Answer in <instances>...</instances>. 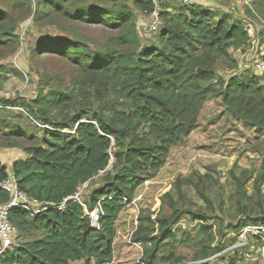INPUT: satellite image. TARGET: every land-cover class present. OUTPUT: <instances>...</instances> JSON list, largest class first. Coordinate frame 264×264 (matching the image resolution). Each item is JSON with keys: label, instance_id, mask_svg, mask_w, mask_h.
I'll return each mask as SVG.
<instances>
[{"label": "trees", "instance_id": "1", "mask_svg": "<svg viewBox=\"0 0 264 264\" xmlns=\"http://www.w3.org/2000/svg\"><path fill=\"white\" fill-rule=\"evenodd\" d=\"M9 1L25 11L31 5V0ZM76 1L36 0L40 6L36 19L47 17L49 10L69 23L102 26L107 32L103 48L68 37L39 41L34 48L37 56L56 55L69 63L76 74L68 81L55 75L40 85L31 99L0 98V111L19 107L44 125L45 136H32L35 144L24 148L26 157L11 163L10 171L19 187L34 198L58 204L80 184L91 182L102 172L103 185L88 201L92 206L99 201L103 216L98 229L72 201L63 211L50 208L35 217L12 209L9 219L27 239L6 249L0 255V264L109 262L116 236L115 220L124 204L132 200L141 183L155 175L170 148L195 128L208 97L219 96L234 117L264 130V73H235L228 79L218 74V66L236 68L232 47L251 43L245 26L229 14L216 19L214 11L200 10L195 5H180L171 13L168 2H164L159 11L160 26L154 31L156 39L142 43L135 15L121 0H105L112 6L120 1L117 9L113 6L115 12L106 8L100 11L92 5L77 7ZM134 4L147 15L154 9L150 0H135ZM21 18L0 10V59L18 38L16 27ZM259 37L256 54L264 61V32ZM6 125V120L0 122V140L9 141L11 136L15 139L13 145L21 143L24 132L16 127L7 133L3 129ZM112 157L113 172L107 168ZM9 173L0 164V182ZM230 173L236 181V212L231 221L198 209L185 211L197 221L199 235L204 237L202 247L196 249L204 257L231 245L246 226L264 225L263 167L254 178L251 195L243 188L251 172ZM180 187L179 180V197ZM200 195L209 207L208 197L203 191ZM8 200L9 194L0 189V203ZM162 200L177 212L169 217L160 215L155 235L137 233L136 238L150 245L144 250L146 264H166L168 260L171 264L182 263L184 256L177 253L172 243L175 235L169 221L179 219L184 212L176 208L169 193ZM209 219L214 223H209ZM229 232L235 236H227ZM218 238L220 244L212 246ZM197 257L191 258L198 261ZM242 258L237 252L232 253L227 264H243Z\"/></svg>", "mask_w": 264, "mask_h": 264}, {"label": "rangeland", "instance_id": "2", "mask_svg": "<svg viewBox=\"0 0 264 264\" xmlns=\"http://www.w3.org/2000/svg\"><path fill=\"white\" fill-rule=\"evenodd\" d=\"M135 0H121L128 8L132 9L137 20V35L142 43H149L156 39L157 32L144 31L143 24L149 21L150 16L141 12L134 4ZM111 2L96 0H77L75 5H92L108 11H116ZM173 13L180 7L177 1L166 3ZM209 9L215 12L218 19L223 14H229L233 20L243 24L251 38V43L245 46L231 48L232 56L237 61L235 69L218 66V74L228 79L233 74H261L263 70L257 65L260 57L256 54L258 49L259 33L264 32V0H195V6ZM0 10L10 12L13 17L21 18L16 27L18 38L10 43L9 49L4 50L0 59V98L18 96L34 98L40 85L48 82L55 75H61L67 79L75 75L74 69L56 55L44 53L37 56L34 48L39 41L46 42L52 39L68 37L71 40L81 39L89 42L90 47L103 48L106 30L99 25L90 23H69L47 11V17L36 19V13L40 6L36 0H31L27 11L15 6L13 1L0 0ZM28 16L24 18V14ZM39 16V15H38ZM260 38V37H259ZM264 64V61H261ZM264 79V77H263ZM54 82V81H53ZM56 83L54 82V85ZM50 85V84H47ZM12 100V99H11ZM11 106V105H10ZM11 109L0 111V122L6 120L3 128L8 130L18 128L24 132L21 143L13 145V139L0 140V164L7 168L8 172L14 160L25 158L24 148L35 144L32 136L43 138V123L31 119L24 110H18L15 106ZM67 131V130H66ZM69 134V133H68ZM25 135L30 137L26 138ZM113 157L107 166L111 172ZM263 167L264 170V130L247 125L234 117L223 105L219 96L208 97L200 109L195 128L178 144L173 145L165 159L164 164L155 175L141 183L133 193L131 201H126L115 220L116 236L113 241V252L109 262L104 264H146L144 250L150 245L144 244L136 238L141 236H153L157 232L158 218L161 214L171 216L177 211L164 203L162 197L169 193L176 208L182 210L181 217L170 220L169 227L174 233L172 241L177 248V253L184 256L182 263L197 264L210 262L212 264H227V259L232 253L242 255L243 264H264V254L258 249L257 240L241 234L235 237V241L221 249L212 252L208 257L200 255L204 237L199 235L197 221L192 220L186 210H201L206 214L217 215L225 222L231 221L236 212L235 203V179L230 171L239 175L241 170L251 172V177L244 183L243 188L247 195L253 193V183L256 174ZM100 172L91 180L87 189L88 199L90 195L103 185ZM180 180L182 195L179 197L176 184ZM264 180V177H263ZM264 192V181L261 186ZM203 191L211 202L207 207L206 201L200 195ZM247 200V199H246ZM213 224L214 220L209 219ZM217 234V233H216ZM235 236L234 232L227 234ZM23 233L18 231L15 239L16 246L26 240ZM141 239V238H140ZM219 243V238L216 243ZM13 246V245H12ZM11 246V247H12ZM235 251V252H234ZM252 251V252H250ZM192 255L200 258L192 260ZM93 262V261H92ZM69 264H84L83 260L69 262ZM166 264H171L170 260Z\"/></svg>", "mask_w": 264, "mask_h": 264}, {"label": "built area", "instance_id": "3", "mask_svg": "<svg viewBox=\"0 0 264 264\" xmlns=\"http://www.w3.org/2000/svg\"><path fill=\"white\" fill-rule=\"evenodd\" d=\"M170 1H177L179 5L187 7L195 5V0H150L154 9L148 14L150 16L149 21L142 25L144 31L150 33L159 28V11L161 9V4ZM257 65L263 70L264 64L261 63V60ZM16 108L21 110L19 107ZM95 177L96 176L93 178ZM89 183L90 181H86L80 184L72 195L63 198L60 203L54 204L52 202L39 200L29 195L19 187V184L12 173H9V175L0 182V189L9 194L8 202L0 203V255L6 249L15 245V239L18 236L17 228L9 219V212L12 209H21L22 211L27 212L31 217H35L42 212L48 211L50 208H57L58 210L63 211L65 210L67 203L72 201L82 208L84 215L89 216L91 225L95 228H99V222L103 216V212L99 201H97L94 206L88 201L87 189ZM242 233L246 234L247 237H255L254 239L257 240L259 246L256 248L253 246L252 249L256 250L260 247L261 252L264 254V225L246 226L239 235Z\"/></svg>", "mask_w": 264, "mask_h": 264}, {"label": "clouds", "instance_id": "4", "mask_svg": "<svg viewBox=\"0 0 264 264\" xmlns=\"http://www.w3.org/2000/svg\"><path fill=\"white\" fill-rule=\"evenodd\" d=\"M22 110V109H21ZM11 173V172H10ZM102 173V172H101ZM96 205V204H95ZM94 206V205H93ZM102 210V209H101ZM99 229V228H98ZM197 264H199V263H197Z\"/></svg>", "mask_w": 264, "mask_h": 264}, {"label": "crops", "instance_id": "5", "mask_svg": "<svg viewBox=\"0 0 264 264\" xmlns=\"http://www.w3.org/2000/svg\"><path fill=\"white\" fill-rule=\"evenodd\" d=\"M116 227V226H115ZM115 239V238H114Z\"/></svg>", "mask_w": 264, "mask_h": 264}]
</instances>
